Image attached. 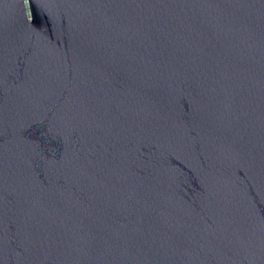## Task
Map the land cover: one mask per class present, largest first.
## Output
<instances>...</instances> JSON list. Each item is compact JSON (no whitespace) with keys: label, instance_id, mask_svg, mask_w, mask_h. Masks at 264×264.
I'll list each match as a JSON object with an SVG mask.
<instances>
[{"label":"water","instance_id":"water-1","mask_svg":"<svg viewBox=\"0 0 264 264\" xmlns=\"http://www.w3.org/2000/svg\"><path fill=\"white\" fill-rule=\"evenodd\" d=\"M0 264H264V0H0Z\"/></svg>","mask_w":264,"mask_h":264}]
</instances>
